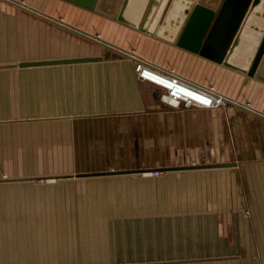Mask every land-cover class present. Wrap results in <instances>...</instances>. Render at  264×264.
I'll list each match as a JSON object with an SVG mask.
<instances>
[{
	"label": "crops",
	"instance_id": "0c3cea01",
	"mask_svg": "<svg viewBox=\"0 0 264 264\" xmlns=\"http://www.w3.org/2000/svg\"><path fill=\"white\" fill-rule=\"evenodd\" d=\"M123 2L0 0V264H264V2L232 69L177 46L202 16L168 4L140 30ZM132 51L227 105L169 103ZM77 59L96 60L19 67Z\"/></svg>",
	"mask_w": 264,
	"mask_h": 264
},
{
	"label": "water",
	"instance_id": "95a60500",
	"mask_svg": "<svg viewBox=\"0 0 264 264\" xmlns=\"http://www.w3.org/2000/svg\"><path fill=\"white\" fill-rule=\"evenodd\" d=\"M70 1L73 3L80 2V0ZM89 1L93 3L96 0ZM193 2H195V5L192 7ZM263 2L264 0H236L235 2H233V0H224L218 7L213 6L207 8L204 6L202 0H138V7L135 11L137 14V21H135L136 23H133L130 26L135 29H140L139 22L143 17L145 20L147 18L149 19L150 17H154V21L157 22L159 18L162 17L168 4H172V6L181 4L184 7L181 9L182 17H190V22H192L195 20V18L202 16L204 24L200 25L196 29L194 26L190 27V30H196V36H193L192 41H186V37L188 35V29H186L182 37L179 39L177 46L190 52L197 53L205 60H208L214 64L233 68L230 63V60L232 59L228 58L227 52L232 46L234 37L238 33L240 26L243 23V20L245 19V16L249 12L250 8H254ZM127 4L128 0H124L122 11H120L119 20L125 21L124 12L126 11ZM142 27L140 30H142ZM154 27L155 25H151L149 28L152 30ZM205 34L206 38L203 40ZM93 60L96 59L23 63L20 64L19 67L72 64L90 62ZM256 69L258 70L256 71L258 73L254 74V76L264 81V74L262 72L259 73V69H264V34L259 43L256 54L252 59L249 75H253V72Z\"/></svg>",
	"mask_w": 264,
	"mask_h": 264
},
{
	"label": "built area",
	"instance_id": "2783aa9c",
	"mask_svg": "<svg viewBox=\"0 0 264 264\" xmlns=\"http://www.w3.org/2000/svg\"><path fill=\"white\" fill-rule=\"evenodd\" d=\"M134 61L133 69L136 79L140 82L152 84L163 91L161 98L169 103H176L185 108L215 109L222 106L227 100L214 93L211 89L202 88L192 82L181 78L173 71H161L152 67L147 62L136 58L132 53ZM160 80L163 84L155 80ZM151 176H158V172H151Z\"/></svg>",
	"mask_w": 264,
	"mask_h": 264
},
{
	"label": "rangeland",
	"instance_id": "374dc122",
	"mask_svg": "<svg viewBox=\"0 0 264 264\" xmlns=\"http://www.w3.org/2000/svg\"><path fill=\"white\" fill-rule=\"evenodd\" d=\"M132 53H133V55L136 57V58H139V57H137L136 55H135V53L132 51ZM132 53L130 52V53H128L127 54V57H130V58H132ZM140 59V58H139ZM142 60V59H141ZM132 62H133V64H134V61L132 60ZM146 62V61H145ZM149 64V63H148ZM210 67H209V69H226V68H228V69H232V68H229V67H225V66H214V65H209ZM196 68V67H195ZM171 71H173V70H171ZM133 72H134V69H133ZM174 72V71H173ZM134 75H135V77H136V74H135V72H134ZM137 78V77H136ZM137 80V79H136ZM138 81V80H137ZM138 82H140V81H138ZM208 89H211L212 91H214V93H216V94H218L217 93V91L214 89V86H211V85H209V87H208ZM163 92V91H162ZM226 99V98H225ZM227 105V103L225 102L222 106H220V107H225ZM220 107H218V108H220ZM185 108V107H184ZM185 109H187V108H185ZM216 109V108H215ZM151 175V174H150ZM159 175V174H158ZM153 177V176H152Z\"/></svg>",
	"mask_w": 264,
	"mask_h": 264
},
{
	"label": "bare ground",
	"instance_id": "6f19581e",
	"mask_svg": "<svg viewBox=\"0 0 264 264\" xmlns=\"http://www.w3.org/2000/svg\"><path fill=\"white\" fill-rule=\"evenodd\" d=\"M155 81L159 82L160 84H163L159 79ZM172 104H176V103L172 102Z\"/></svg>",
	"mask_w": 264,
	"mask_h": 264
}]
</instances>
